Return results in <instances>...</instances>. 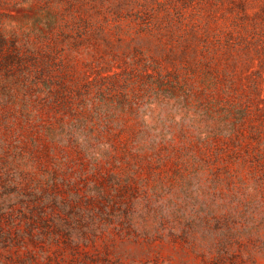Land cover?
Listing matches in <instances>:
<instances>
[{
	"label": "rangeland",
	"instance_id": "rangeland-1",
	"mask_svg": "<svg viewBox=\"0 0 264 264\" xmlns=\"http://www.w3.org/2000/svg\"><path fill=\"white\" fill-rule=\"evenodd\" d=\"M0 43V264H264V0H0Z\"/></svg>",
	"mask_w": 264,
	"mask_h": 264
},
{
	"label": "trees",
	"instance_id": "trees-1",
	"mask_svg": "<svg viewBox=\"0 0 264 264\" xmlns=\"http://www.w3.org/2000/svg\"><path fill=\"white\" fill-rule=\"evenodd\" d=\"M1 43H0V48H1ZM183 52V55L187 54V50H184L182 51ZM191 54H192V51H191ZM3 64L7 65L8 67H10V69H14L16 66L18 65H22L23 63H32L35 67H36V71L35 73L40 77V75L42 76L44 73H45V66H44V70H42L40 67L41 65H38V62L36 60H27V59H24L22 57V54L20 52L16 53V54H13L12 55V58H7L5 57L3 59ZM46 69H51L50 67L46 66ZM28 74V73H27ZM65 92V91H64ZM66 93V92H65ZM1 219V217H0Z\"/></svg>",
	"mask_w": 264,
	"mask_h": 264
}]
</instances>
